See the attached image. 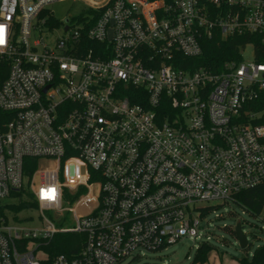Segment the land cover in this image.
<instances>
[{"label": "built area", "instance_id": "1", "mask_svg": "<svg viewBox=\"0 0 264 264\" xmlns=\"http://www.w3.org/2000/svg\"><path fill=\"white\" fill-rule=\"evenodd\" d=\"M60 1L0 0V201L24 188L40 211L0 215V264H121L198 238L196 203L264 183V0H72L67 21ZM215 35L252 41L219 71L186 63Z\"/></svg>", "mask_w": 264, "mask_h": 264}, {"label": "rangeland", "instance_id": "2", "mask_svg": "<svg viewBox=\"0 0 264 264\" xmlns=\"http://www.w3.org/2000/svg\"><path fill=\"white\" fill-rule=\"evenodd\" d=\"M56 18L67 21L84 11L85 5L80 1L63 0L53 5ZM61 31L53 36H58ZM245 61L253 60L255 57L254 47L248 44L243 51ZM37 182L39 179H36ZM4 202L18 203L17 197H8ZM211 211L200 218L198 238L185 236L176 244L170 245L166 249L152 251L141 250L142 256L135 260L132 256L121 262V264H141L143 262H159L161 264H190L197 248L202 242H209L215 249L210 252L208 261L197 264H239L238 259L247 256L251 258L255 249L264 245V220L262 215H252L239 204L229 201H218L215 203L198 202L195 206H214ZM49 216H53L52 211H48ZM70 218V215H67ZM31 217V219H28ZM11 220H20L24 223L38 224L40 211L38 209H23L11 212ZM241 223L242 231L248 239V246L242 248L238 239L225 227L235 229ZM70 225V223H66Z\"/></svg>", "mask_w": 264, "mask_h": 264}, {"label": "trees", "instance_id": "3", "mask_svg": "<svg viewBox=\"0 0 264 264\" xmlns=\"http://www.w3.org/2000/svg\"><path fill=\"white\" fill-rule=\"evenodd\" d=\"M252 41V39L247 36H230L227 38L221 37V35H215L211 38H206L203 41V53L197 58H192L189 60L188 64L192 66H203L205 68L211 69L213 71H219L222 64L232 58L239 57V49L245 43ZM255 43V49L257 51V61L264 62V43L259 39V37L253 38ZM37 165V160L34 158H27L25 160V173L32 174ZM10 196L17 197L19 199L18 203H8L4 200L0 201V215L4 214L6 211L14 212L21 211L28 207L36 208L37 202L31 197L28 191L22 188L19 191H13ZM235 203L242 206L246 211L252 215H262L264 211V183L256 187L246 189L235 198ZM214 206H205L202 209V215H206L211 211ZM230 233L235 235L233 228L226 226L225 227ZM62 244L59 242L58 245L52 246L50 253H54L56 249L60 250ZM72 246V237H69V247ZM215 247L209 242H202L197 248L190 264L205 263L208 261V257L211 251ZM51 259V258H50ZM50 259L44 261L43 264H50ZM139 260L138 257L134 258ZM239 264H264V245L258 246L251 258L243 256L238 259ZM141 264H161L159 262H143Z\"/></svg>", "mask_w": 264, "mask_h": 264}, {"label": "water", "instance_id": "4", "mask_svg": "<svg viewBox=\"0 0 264 264\" xmlns=\"http://www.w3.org/2000/svg\"><path fill=\"white\" fill-rule=\"evenodd\" d=\"M235 231V236L239 241V244L242 248H245L248 246V239L246 237V235L243 233L242 231V226L241 223H238L234 229Z\"/></svg>", "mask_w": 264, "mask_h": 264}]
</instances>
